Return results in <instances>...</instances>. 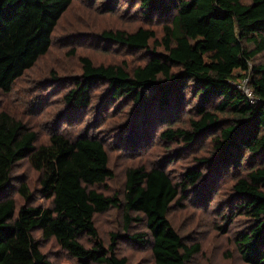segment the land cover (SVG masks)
<instances>
[{
    "label": "trees",
    "instance_id": "16d2710c",
    "mask_svg": "<svg viewBox=\"0 0 264 264\" xmlns=\"http://www.w3.org/2000/svg\"><path fill=\"white\" fill-rule=\"evenodd\" d=\"M63 262L264 264V0H0V264Z\"/></svg>",
    "mask_w": 264,
    "mask_h": 264
},
{
    "label": "built area",
    "instance_id": "2783aa9c",
    "mask_svg": "<svg viewBox=\"0 0 264 264\" xmlns=\"http://www.w3.org/2000/svg\"><path fill=\"white\" fill-rule=\"evenodd\" d=\"M234 86L240 89L251 103L257 101V97L253 95L248 86V78H244L241 81L234 83Z\"/></svg>",
    "mask_w": 264,
    "mask_h": 264
},
{
    "label": "rangeland",
    "instance_id": "374dc122",
    "mask_svg": "<svg viewBox=\"0 0 264 264\" xmlns=\"http://www.w3.org/2000/svg\"><path fill=\"white\" fill-rule=\"evenodd\" d=\"M112 18H113L112 21H110L109 25L107 26L108 28L117 27L118 24H120V22L122 21V16H120L118 13H113ZM126 26L129 27L130 25L126 23ZM63 264H69V263L63 262Z\"/></svg>",
    "mask_w": 264,
    "mask_h": 264
}]
</instances>
